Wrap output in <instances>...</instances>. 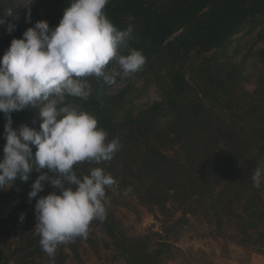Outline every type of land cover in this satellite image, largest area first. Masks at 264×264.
<instances>
[{
  "label": "trees",
  "instance_id": "16d2710c",
  "mask_svg": "<svg viewBox=\"0 0 264 264\" xmlns=\"http://www.w3.org/2000/svg\"><path fill=\"white\" fill-rule=\"evenodd\" d=\"M70 3L32 0L20 17H7L0 26V59L11 41L22 38L37 21L58 26ZM1 5L0 16L5 10ZM104 11L118 30L132 26V38L120 51L143 54L146 62L137 73L145 80L138 84L137 78L131 79L114 90L112 80L88 77L90 97L67 98L97 118L98 127L108 134L106 142L118 138L121 145L110 161L74 165L78 178L100 167L116 181L106 188V218L94 219L89 230L98 225L110 234L126 264H160L166 242L152 247L147 237L126 236L108 210L109 200L129 192L151 210H163L170 201L185 213L204 209L218 235L264 255V183L256 188L251 179L264 165V45L252 67L225 56L234 35L264 23V0H109ZM8 23L16 25L11 34ZM257 40L264 43V27ZM115 66L110 61L105 75ZM253 79L255 88L249 90L245 84ZM154 85L160 99L136 104ZM37 107L13 112V128L27 124L39 131L41 123L32 122ZM5 123L0 113V159ZM41 171L55 175L46 168ZM40 174L34 170L26 183L17 179L0 190V264H65L68 247L74 255L80 253L81 237H76L50 257L33 232L37 200L54 191L47 181L36 198L6 212L15 195L29 193Z\"/></svg>",
  "mask_w": 264,
  "mask_h": 264
},
{
  "label": "clouds",
  "instance_id": "9594fccd",
  "mask_svg": "<svg viewBox=\"0 0 264 264\" xmlns=\"http://www.w3.org/2000/svg\"><path fill=\"white\" fill-rule=\"evenodd\" d=\"M108 3L71 0L58 26L50 28L47 21H37L22 38L11 41L0 59V113L6 119L0 190L9 189L17 179L26 183L34 170L41 174L31 185L29 201L44 190V182L51 184L54 191L40 196L35 204L33 230L50 257L59 245L86 237L94 219L106 218V188L116 183L100 167L78 178L74 165L110 161L121 146L118 138L106 142L108 134L98 127L97 118L67 98L87 100L93 91L88 77L103 76L110 81L105 75L110 61L115 60L119 66L113 75L124 77L141 70L146 62L136 49L121 54V48H127L132 38L133 28L130 25L118 30L104 11ZM7 17H13L11 8L0 16V26L5 25ZM15 28L14 23H8L9 34ZM37 104L40 130L27 124L13 128L12 113ZM45 168L55 175L42 172ZM251 179L253 186L260 188L264 165L254 170Z\"/></svg>",
  "mask_w": 264,
  "mask_h": 264
},
{
  "label": "rangeland",
  "instance_id": "374dc122",
  "mask_svg": "<svg viewBox=\"0 0 264 264\" xmlns=\"http://www.w3.org/2000/svg\"><path fill=\"white\" fill-rule=\"evenodd\" d=\"M31 2L32 0H0V9L4 3L5 9L11 8L17 19ZM262 27L264 23L255 30L234 35L225 56L232 57L233 61H243L247 67L258 63L256 51L264 45L257 40ZM114 69L118 71L119 66L108 72L114 90L122 88L131 79L137 78L138 84L145 80L139 79L137 72L128 77L122 74L114 76ZM245 85L247 89L253 90L254 79ZM158 94L157 86L154 85L148 95L137 98L135 103H145L148 99L159 100ZM37 110L32 120L36 125L42 123L40 107H37ZM27 198L29 197L26 192L15 195L6 212H10ZM108 210L126 236L147 237V242L152 247H157V243L166 242L160 264H264V255L257 249L218 235L204 209L197 211L198 213H185L183 208L170 201L163 210H151L142 204L135 194L123 192L116 194L114 200H109ZM67 251L69 257L65 264H126V257L121 248L117 247L116 240L98 225L88 230L86 237H81L78 256L74 255L69 247Z\"/></svg>",
  "mask_w": 264,
  "mask_h": 264
}]
</instances>
